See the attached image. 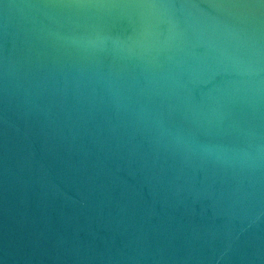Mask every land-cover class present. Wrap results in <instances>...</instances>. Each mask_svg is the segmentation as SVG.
<instances>
[{
  "label": "water",
  "instance_id": "obj_1",
  "mask_svg": "<svg viewBox=\"0 0 264 264\" xmlns=\"http://www.w3.org/2000/svg\"><path fill=\"white\" fill-rule=\"evenodd\" d=\"M0 264H264V0H0Z\"/></svg>",
  "mask_w": 264,
  "mask_h": 264
}]
</instances>
